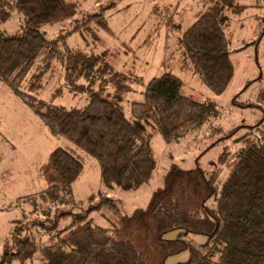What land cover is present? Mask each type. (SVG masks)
I'll list each match as a JSON object with an SVG mask.
<instances>
[{"label":"rangeland","instance_id":"1","mask_svg":"<svg viewBox=\"0 0 264 264\" xmlns=\"http://www.w3.org/2000/svg\"><path fill=\"white\" fill-rule=\"evenodd\" d=\"M67 1L78 4L77 13L40 30L49 43L58 40L61 49L80 48L100 55V63L127 77L126 84L117 86L123 90L119 91V102L126 118L133 119L130 103L142 100L147 81L169 71L182 79L183 94L208 104L207 120L173 142L164 141L154 126L147 124L156 157L151 179L134 190L105 188L97 161L66 138L52 136L32 109L0 80V252L3 239L19 220L28 223L26 233L38 242L49 241L50 234L33 225L43 217L41 209L34 211L24 198L44 187L39 165L51 150L61 147L82 162L83 172L74 183L76 203L62 204L57 210L51 207V220L57 212H66L60 216L57 228L69 226L74 215L86 212L92 225L108 228L116 238L130 240L142 254L144 264H195L205 257L213 260L215 246L210 238L215 219L211 211L221 182L235 152L244 145V138L256 139L264 128V103L258 100L264 86V0H240L246 5L242 12H227L234 73L220 94L200 80L191 64L183 60L178 46L180 33L205 9L204 0ZM89 13H102L107 28L90 21L75 29ZM170 17L177 28L166 23ZM22 23L21 12L10 7L9 18L0 22V32L20 33ZM63 75L60 62L40 58L20 89L56 105L86 104V93H72L62 87ZM98 85L95 82L94 89ZM112 86H106L105 96L107 91L109 96L116 92ZM60 87V94H56ZM99 191L115 200L117 207L88 210L102 199ZM168 197L174 199L176 207L171 215L160 218L156 214ZM11 264L21 263L14 260ZM22 264L41 261L34 254Z\"/></svg>","mask_w":264,"mask_h":264},{"label":"trees","instance_id":"2","mask_svg":"<svg viewBox=\"0 0 264 264\" xmlns=\"http://www.w3.org/2000/svg\"><path fill=\"white\" fill-rule=\"evenodd\" d=\"M204 4L205 9L180 33L178 46L183 60L191 64L200 80L220 94L227 89L234 73L227 12L240 13L246 5L240 0H204ZM10 7L21 12L22 31L12 35L0 32V80L32 109L52 136L66 138L97 161L105 188L134 190L151 179L156 157L147 124L151 123L164 141L173 142L207 120L208 104L183 94L182 79L169 71L147 81L142 100L130 103L133 119L129 120L119 102L122 89L117 88L126 84L127 77L110 69L107 63H100V55L80 48L61 49L58 40L49 43L40 30L44 25L72 18L78 11L76 2L0 0V22L9 18ZM90 21L107 28L102 13H89L75 29ZM165 21L177 28L172 17ZM40 58L60 62L64 69L62 87L72 93H86V104L66 107L22 92L23 80ZM97 81L98 89H94ZM109 84L116 87V92L109 96L107 91L105 96ZM62 87L56 94H60ZM258 100L264 103V86L258 92ZM82 172V162L69 151L61 147L50 151L39 165L44 187L24 198L34 211L41 209L43 217L33 221V225L49 233V241L38 242L26 233L28 223L24 225L19 220L3 239L0 264L14 260L22 264L34 254L41 264H144L142 254L130 240L116 238L108 228L92 225L86 212L74 215L64 228H57V223L65 211L57 212L55 220L50 219L51 207L57 210L62 204L76 203L73 188ZM98 207L117 205L115 200L102 195L88 210ZM175 207L174 199L168 197L156 216L171 215ZM211 214L215 219L210 238L215 258L205 257L195 264H264V128L256 139L245 137L244 145L235 152Z\"/></svg>","mask_w":264,"mask_h":264}]
</instances>
